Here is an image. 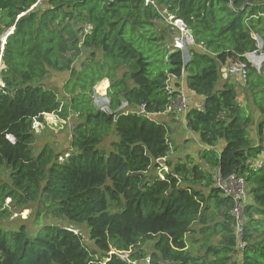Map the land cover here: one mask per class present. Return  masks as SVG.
Returning <instances> with one entry per match:
<instances>
[{
    "label": "trees",
    "instance_id": "1",
    "mask_svg": "<svg viewBox=\"0 0 264 264\" xmlns=\"http://www.w3.org/2000/svg\"><path fill=\"white\" fill-rule=\"evenodd\" d=\"M174 20L191 31L186 62ZM12 27L0 55V167L9 171L0 218L7 198L36 202L84 224L93 247L65 226L32 236L25 224L0 227V264H264V164L253 163L264 148V74L245 57L264 53V0H0V37ZM233 62H247L239 85L256 123L236 85L219 84ZM49 71L69 73L67 100L43 84ZM104 79L106 109L94 102ZM182 86L203 97L184 115L204 146L199 161L166 159L170 128L153 116L173 110ZM45 114L71 119L62 160L48 143L34 153L33 124ZM110 133L111 149H100ZM213 168L245 178L240 238Z\"/></svg>",
    "mask_w": 264,
    "mask_h": 264
},
{
    "label": "rangeland",
    "instance_id": "2",
    "mask_svg": "<svg viewBox=\"0 0 264 264\" xmlns=\"http://www.w3.org/2000/svg\"><path fill=\"white\" fill-rule=\"evenodd\" d=\"M180 35L181 34L179 33L178 30L174 32V36H175V38L173 39L174 44H175V39L178 38ZM189 46L190 45H188L186 49H184L183 53L185 58L189 56L188 54ZM260 72L264 74V67L261 69ZM223 75H221L222 79L220 80V83L225 80L232 81L236 85L237 99H244V98L246 99L247 96H250L251 98L250 93L248 95V93L242 91V88L239 85V83L243 82L244 79L238 76H231V75L223 76ZM68 76H69L68 72L58 73L54 71H49V73L43 80V84L46 87H51L55 89L60 98L67 100L70 97V94L66 93L63 83L67 80ZM105 85L106 86L108 85V80L104 79L101 82L97 83L94 87V91H95L94 102L98 107L107 106L106 98L104 95L106 89ZM247 104L248 107L251 106L249 102H247ZM120 110L134 111L135 108H131V107L129 108L127 104L123 103L120 107ZM153 116L157 121H159L161 117L156 115ZM70 124H71L70 118H68L67 120H62L59 119L54 114H45L43 122H38V121L34 122L33 128L36 134V140L33 145L34 153H36L44 144L48 143L55 149V151L59 154V156L65 158V155H67L68 152H70V148H69V139L71 132ZM186 134L187 132L182 127L181 123L177 125V127L173 132H170L169 137L171 141V149L168 153V155L171 156L170 158L178 159L177 157H182L184 154H186L185 152H183L184 148L182 146L183 144H181V138ZM116 139H117L116 135L114 133H110L109 136H107L103 140V142L99 145V148L105 151L111 149V142ZM8 175H9L8 169L5 167H0V180L3 182H8L9 181ZM6 202L8 205V214L6 217L0 218L1 228L16 229L21 224H25L28 234L32 236L37 232V230L42 225L55 224V225L65 226L68 228H72L77 232L81 233L85 244L89 248L93 247L92 241L87 236L88 228L84 224H80V225L70 224L65 217L63 216L58 217L51 214L49 211L46 210V208L42 204H38L36 202L29 203L28 205H19L15 202H11L9 198H7ZM38 209L41 210L39 215H37L36 213ZM151 245H152L151 242H146L144 248L149 250L151 248Z\"/></svg>",
    "mask_w": 264,
    "mask_h": 264
},
{
    "label": "built area",
    "instance_id": "3",
    "mask_svg": "<svg viewBox=\"0 0 264 264\" xmlns=\"http://www.w3.org/2000/svg\"><path fill=\"white\" fill-rule=\"evenodd\" d=\"M146 1L148 2V0ZM168 19L171 20L172 16H169ZM173 26L176 27V29L181 34L178 38L175 39L174 47L184 52V49H186L188 45L192 44L191 35L188 33V30L186 29L185 25L180 20H174ZM11 29H9L3 36L0 37V55L3 49V44L5 42L6 35L12 32ZM258 45H260V43ZM245 57L247 59V62L250 63L252 66H254L257 71L260 72L261 69L264 67L263 52L259 50H254L252 52L246 53ZM188 58L189 56L187 58L184 57V62H186ZM247 62H233L227 64L221 69L222 74L226 76L228 75L238 76L242 79H245L247 72ZM183 88L184 87L182 86L179 95L172 103L173 110H176L178 113L182 114V117H184L188 106L187 105L188 97L184 92ZM200 106L201 103L199 104V107ZM102 108L106 109V107H102ZM142 108L143 105L140 106L139 110L142 111ZM59 159L62 160V156H59ZM256 165H260V164L257 163ZM212 175H213L214 186L217 187L219 190H221V192L224 195L230 196L233 199L232 213L235 215L237 220L236 233L239 237L241 235L242 205L247 200L245 178L243 176H237L235 174H230L226 177H222L218 172V170L215 168L212 169ZM241 245L242 244H240V246ZM121 256L127 257V253L121 254ZM144 262L145 264H148L149 258H146ZM134 263L135 262H132V264Z\"/></svg>",
    "mask_w": 264,
    "mask_h": 264
},
{
    "label": "crops",
    "instance_id": "4",
    "mask_svg": "<svg viewBox=\"0 0 264 264\" xmlns=\"http://www.w3.org/2000/svg\"><path fill=\"white\" fill-rule=\"evenodd\" d=\"M223 76H225V75H223ZM170 84L172 85V82H170ZM219 84H222V82L221 83L219 82ZM105 87H107V86L105 85ZM183 90L188 97L187 110L191 107H199V104L202 103V101H203V97L200 95H197L195 93H192L185 88H183ZM242 91H244V90L242 89ZM248 95H249V92H248ZM238 101H239L241 106L243 105V107H246L249 111L252 112V117L256 123L259 119V114L255 110V106H254L253 102L251 101L250 96H247L246 99L245 98L244 99H238ZM247 102H249L251 104L250 107H248ZM156 116H161L159 121L165 122L170 128V132H173L175 130V128L177 127V125H179L180 123L182 124V127L186 130L187 134L181 138V144H183L182 146L184 148L183 152H185L186 154H184L182 157H177V158L183 159L184 156L190 155L195 160L199 161L198 160V153L204 148V146L199 142L197 134L192 133L185 128L184 117H182V114L178 113L176 110H168L164 113L156 114ZM255 130L256 129H255V124H254L253 129L251 130V136L254 138H256ZM263 135H264V128H263ZM223 145H224V142L220 141L217 145V150H220L223 147ZM263 145H264V141H263ZM170 157L171 156L168 155L166 157V159L177 160L176 158L172 159ZM164 160H165V158L163 159V161ZM253 163L254 164H257V163L258 164H264V148H263V151L261 152V154L258 155L257 159H255Z\"/></svg>",
    "mask_w": 264,
    "mask_h": 264
},
{
    "label": "water",
    "instance_id": "5",
    "mask_svg": "<svg viewBox=\"0 0 264 264\" xmlns=\"http://www.w3.org/2000/svg\"><path fill=\"white\" fill-rule=\"evenodd\" d=\"M12 29H13V27H12ZM12 29H11V31H12ZM188 33L191 35V31L190 30H188ZM147 116L150 117V116H152V114L151 113H148ZM10 138L13 139L12 137H10Z\"/></svg>",
    "mask_w": 264,
    "mask_h": 264
}]
</instances>
